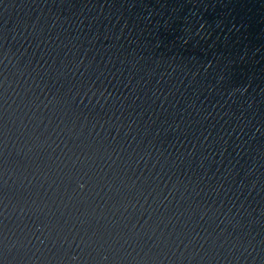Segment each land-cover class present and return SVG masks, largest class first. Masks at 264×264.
Masks as SVG:
<instances>
[{"label": "water", "instance_id": "water-1", "mask_svg": "<svg viewBox=\"0 0 264 264\" xmlns=\"http://www.w3.org/2000/svg\"><path fill=\"white\" fill-rule=\"evenodd\" d=\"M0 264H264V0H0Z\"/></svg>", "mask_w": 264, "mask_h": 264}]
</instances>
